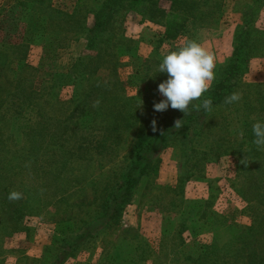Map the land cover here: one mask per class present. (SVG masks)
<instances>
[{
	"label": "rangeland",
	"instance_id": "obj_1",
	"mask_svg": "<svg viewBox=\"0 0 264 264\" xmlns=\"http://www.w3.org/2000/svg\"><path fill=\"white\" fill-rule=\"evenodd\" d=\"M52 1L68 8L75 0ZM83 1L86 3L82 2V6L91 9L95 0ZM195 2L197 6L193 13H196V18L188 20L185 34L173 42L160 40L161 26L146 18L140 12V5L133 4L130 9L120 10V34L130 40L129 53L120 60L116 71L117 78L125 84L124 96L135 97L140 94L138 87L142 85L140 81L143 77L137 75L135 82H130L133 66L138 61L152 51L164 55L169 49L177 48L189 39L202 44L216 57V78L211 87L225 76L224 68L240 37L246 43L244 45H249L250 41L260 42V50L242 57L245 61L241 64L236 85L231 92H239L241 99L236 103L225 104L224 98L212 107L196 135L197 142L193 145L195 150L191 155L188 152L184 155L175 146L159 153L154 159L153 171L135 187L132 200L124 207L120 218L110 226L99 225L91 238L82 242L71 256L60 257L59 262L53 261V253L60 251L56 246L61 242H53L52 238H63L75 232V226L69 224L67 207L82 196L87 199L83 205L79 204L82 211L97 207L101 199L98 194L106 193L103 188L105 181L130 159V139L133 137H124L121 143L97 153L93 146H86L82 151L86 154L83 158L75 161L68 158L66 155L70 156V151L56 140L61 131L57 130L55 122H62L64 113L57 120L53 119V115L62 108L59 103H67L71 97V76L66 77L58 91H52L56 94L57 102L53 101L48 112L42 110L45 115L41 125H37L33 116H30L31 120L27 124L14 113L2 118L0 110V191L7 198L5 203L0 204V229L8 233V236L0 234V264H189L183 259L196 256L198 247L210 248L214 252L211 254L213 260L216 257L219 259L218 263L205 260L204 264H224V259H231V252L235 249L245 251L251 247L245 243L231 246L232 236L248 228L254 215L256 219L260 218L264 211V199L262 202L258 199L247 202L242 197L239 190L247 182L238 175L232 181V173L227 171V158L218 157L217 147H230L232 144L233 150L245 135L249 136V131L250 136L253 134L252 125L257 119L249 105L264 96V48H261L264 47V41L258 35L264 33V0L257 2L254 7L250 6L249 0ZM161 5L167 10L168 3ZM89 18L86 19L87 24ZM46 19L44 14L30 11L20 23L21 40L28 47L25 61L35 68L39 78L56 72L59 62L65 64L77 56L94 55L81 48L80 35L63 40L67 47L60 50V38L48 34L45 29ZM243 51L241 49L240 52ZM21 63L14 61L12 67L17 70ZM87 80L106 83L109 80L108 72L100 70ZM85 93L86 89H82L81 93L75 95L77 102H81ZM158 95L162 97L159 92ZM92 104L93 100L86 103L89 106ZM89 115L87 113L83 123L94 128L88 137H93L97 143V135L104 123L101 115ZM80 120L74 117L70 123L76 125ZM241 131L243 135H240ZM252 141L251 145L254 146ZM242 149L247 156L254 154L245 147ZM256 150L261 152V149ZM201 159L209 162L204 164ZM255 159L262 166L261 178L264 174L263 155ZM26 164H30V167H25ZM43 171H51L50 180L44 181L43 176H40ZM66 174L74 178L69 181ZM64 187L74 188L71 194L67 193V201L54 197L61 194L60 190ZM12 190L23 194V203L28 208L17 226L13 216L22 205L18 200L8 199ZM259 205H262L261 208ZM76 207L71 211L75 215L78 210ZM84 217L89 219V216ZM16 229L18 232L14 233ZM258 240L263 241L262 237Z\"/></svg>",
	"mask_w": 264,
	"mask_h": 264
},
{
	"label": "trees",
	"instance_id": "obj_2",
	"mask_svg": "<svg viewBox=\"0 0 264 264\" xmlns=\"http://www.w3.org/2000/svg\"><path fill=\"white\" fill-rule=\"evenodd\" d=\"M249 1L250 6L254 7L261 0ZM82 2L85 1L75 0L67 8L60 3L56 5V1L53 2L52 0L0 1L1 117L8 118L10 117L9 114L14 113L23 119L24 124H27L31 120L30 116H33L37 120V125H41L45 115L43 111L48 112L49 107L54 104L53 101L57 102L56 94L52 91H58L63 86L66 77L71 76V97L67 103H59L62 108L59 109L58 114L53 115V119L57 120L64 113L62 115L63 121L55 122L57 130L61 131L56 140L60 144H64L65 148L70 151V156L66 155L68 158H72L73 161L83 158L86 154L82 151L86 146L90 148L93 146L97 153L116 145L118 142L121 143L124 137H133L130 139L132 141L131 150L129 151L130 159L126 160L122 169L116 173H111L108 180L105 181L103 188H105L106 193L103 195L98 194L101 199L97 207L93 210L90 208L89 211H82L79 204L83 205L86 202L85 196L77 199L74 204L67 207L69 224L75 226V232L63 238H57V236L52 238L53 242H61L60 245L56 246L60 251L53 253V261L56 260V262L61 260L60 257L71 256L82 242L91 238L92 232L99 225L110 226L120 218L122 210L132 200L135 187L143 177L153 171L154 159L159 153L168 147L175 146L184 155H187V152L191 155L195 150L193 145L197 142L196 135L208 113L203 109L197 111L192 105L189 109L190 114L186 116L171 107L164 112L154 111V101L159 102L163 99L158 95V85L167 79L166 73H159L157 70L163 57L157 51H152L134 66L132 63V81L130 82H135L134 79H137V75L143 77V80L140 81L142 85L138 87V90H140L138 96L125 97V84L116 76L119 62L127 56L130 48V40L120 34V10L130 9L133 4L140 5V12L149 21L161 26L160 40L173 42L185 34L188 20L196 18V13H193L197 6L195 0H95L91 9H85ZM161 3H168L167 10L162 8ZM30 11L44 14L47 17L45 29L48 34L60 38V50L67 47L63 40L80 35L81 48L93 52L94 55L92 57L77 56L65 64L59 62L56 72L39 78L35 68L25 61L28 47L21 40L22 29L20 23L24 15ZM88 16L90 18L87 24L86 19ZM258 35L263 38L261 39L263 42L264 33ZM244 44L246 43L238 37L231 57L224 68L225 76L204 93L203 98L212 100V107L221 103L225 96L232 92L239 76L241 64L245 61L242 57L260 50L258 47L260 46L259 41H250L249 45ZM175 49L171 48L168 51ZM241 49H244V51L240 52ZM14 61L22 62L17 70L12 67ZM100 70L108 72V82L87 80ZM82 89H86V93L81 102H77L75 95L81 93ZM77 92L79 93L77 94ZM97 99L100 100L98 107H93V104L91 106L86 105L91 100L94 102ZM199 103L200 101H193V105ZM249 109L255 113L257 120L264 121V96L255 104L251 103ZM87 113L90 114L89 117H97L98 115L102 117L104 127H99L100 132L97 135L99 141L97 143L93 141V137H88L94 128L83 123ZM24 115L26 117H23ZM74 117H79L82 120L74 125L70 123ZM177 119L183 120L182 127L179 129L174 126V121ZM153 120L156 121L155 131L152 127ZM251 139L254 140V136L253 134L250 136L249 131V136L245 135L237 143L235 149L232 150L233 146L231 144L230 147H217V152L219 158L226 156L228 161L227 171L232 173V181L238 175L247 182V185L239 190L242 197L247 202L255 199L262 202L264 199V174L263 177H259L262 166L256 163L257 159L255 158L263 155L262 162L264 164V150L261 149V152L258 153L257 146L255 144L254 146L251 145ZM242 147H245L248 151H253L254 154L247 156ZM220 149H223V151L220 152ZM201 160L204 164L209 162L204 161V159ZM196 164L197 161L194 165ZM66 175L69 181L74 178L70 174L69 176ZM40 176H43L44 181L50 180L52 173L51 171H43ZM72 190H74L73 187H64L60 190L61 194L54 195V197L61 200L65 198L67 201L69 200L68 194H71ZM46 198H49V196H46ZM6 199L0 191V204L5 203ZM18 201L22 206L14 212L13 218H15L14 224L16 226L21 223L22 214L28 212L23 199ZM76 205L78 206L76 207ZM259 206L261 208L262 205ZM75 207L78 209L76 215L71 212ZM84 216H89V219L86 220ZM252 218V224L248 228H243L232 236L233 243L231 245L236 247L245 243L246 246L251 247L245 251L239 248L235 249L231 252V259L229 257L224 259V264H264V211L261 212L259 219H256V215ZM13 232H18V230L16 229ZM0 234L8 236L7 231L4 229H0ZM261 237L263 241L259 242L258 239ZM198 248L196 256H188L183 260L189 264H204L205 260L218 263L219 259L217 257L215 260L211 257L214 252L210 248Z\"/></svg>",
	"mask_w": 264,
	"mask_h": 264
},
{
	"label": "clouds",
	"instance_id": "obj_3",
	"mask_svg": "<svg viewBox=\"0 0 264 264\" xmlns=\"http://www.w3.org/2000/svg\"><path fill=\"white\" fill-rule=\"evenodd\" d=\"M216 57L214 53L207 50L202 44L195 40H186V42L170 50L163 55L158 65L159 73H166L167 79L158 85V92L163 97L159 102L153 103L154 111L164 112L169 107L179 110L185 116L190 114V105L197 111L203 109L210 112L212 110V100L203 98L204 93L209 91L211 83L215 80ZM203 98V99H202ZM241 99L239 92H233L225 97V104L236 103ZM193 101H200L193 105ZM100 100L93 102V107H98ZM182 121H174L176 129L182 127ZM156 121H152L153 131ZM254 136L253 144L258 149H264V121L257 120L252 125ZM243 135V132H240ZM25 167H30L26 164ZM43 193V189H41ZM23 198L21 192L12 190L8 194L10 201H16Z\"/></svg>",
	"mask_w": 264,
	"mask_h": 264
}]
</instances>
